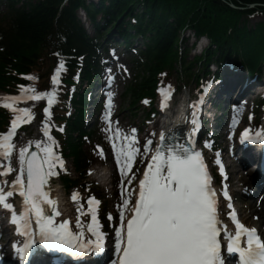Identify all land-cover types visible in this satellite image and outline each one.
Returning a JSON list of instances; mask_svg holds the SVG:
<instances>
[{
  "label": "snow or ice",
  "instance_id": "1",
  "mask_svg": "<svg viewBox=\"0 0 264 264\" xmlns=\"http://www.w3.org/2000/svg\"><path fill=\"white\" fill-rule=\"evenodd\" d=\"M63 68L64 62L61 61L57 75L52 78L54 84L58 82L59 70ZM28 79H34V77H28ZM21 89L20 96L5 97V103L0 105L19 111L27 117V121L22 116L14 117L9 131L6 134H0V148L5 147V141H9L8 151L0 153V159L8 161L6 170L0 171V176H7L12 171L10 141L15 136L19 123L30 122L32 119L29 110L14 109L13 104L24 98L38 100L44 95L55 97V90L52 93H37L34 88L25 89L21 86ZM172 91L169 85L168 96L162 100V107H167ZM48 103L51 105L53 99H49ZM45 113L48 114L47 108ZM193 115L195 116V113ZM195 123L194 119L193 124ZM135 131V129L132 130L133 136L128 146L117 150L116 145H113L121 175H126L136 155V150L131 147V144L135 142ZM250 132V129L245 130L241 143L245 139L252 140ZM255 136L261 137L264 133L258 132ZM163 139L161 135V140ZM51 143L54 144L55 141ZM148 143L150 144L151 141ZM36 146L40 147L39 144ZM43 151L45 155L42 160H39L36 152L26 156L28 148L21 149L19 174L13 181L12 190L5 193L3 188H0V205L11 212L10 222L17 226L18 234L30 235L27 229L32 224L34 215L35 224L39 229V243L45 245L50 252L70 251L77 256L100 255L106 240L105 234L100 231L97 208L94 207V205L98 206L100 201L92 197L87 202L92 221L88 225V231L95 240L92 243L85 241L82 245L79 243V237L70 231L68 221L57 224L53 219V213L57 216L60 213L56 207L57 201L50 198L45 186L49 176L58 174L52 169L57 164L63 167L64 162L53 153L51 146L45 147ZM122 160L123 163H121ZM152 161L153 163L148 165V170L144 172L143 179L140 181L134 215L127 219L126 225L124 210L118 209L120 227L114 229V247L118 264H225L218 237L221 231L226 232V226L220 227L222 222L218 215V200L202 153L188 148L177 151L171 148L165 150L161 147L152 156ZM217 164L223 175L222 162L217 160ZM17 190L24 198V207L19 214L16 213L12 204L6 202L7 198L13 196L14 191ZM77 195L73 193V201L77 199ZM223 196L229 200L228 207L231 209L232 198L227 190V184L224 185ZM128 203V199L123 200L124 206ZM77 211L80 209L78 208ZM229 215L235 223L236 231L234 236L229 235L227 253L237 254L239 264H264V241L261 240L256 229H249L242 224L234 210ZM111 218L109 215V219ZM21 224L24 226L23 232ZM244 239H246V246L242 243ZM74 240L77 242L73 243ZM14 247L23 259L24 250L16 245ZM26 247L30 249L31 245Z\"/></svg>",
  "mask_w": 264,
  "mask_h": 264
},
{
  "label": "trees",
  "instance_id": "2",
  "mask_svg": "<svg viewBox=\"0 0 264 264\" xmlns=\"http://www.w3.org/2000/svg\"><path fill=\"white\" fill-rule=\"evenodd\" d=\"M27 0L24 6L28 10L17 9L16 45L8 60L18 70H23L34 62L43 43L60 39L59 28L70 26L67 33L70 46L85 41L86 36L78 26L75 10L83 7L88 14L102 12L108 22L117 23L119 29L125 25L122 37L126 40L127 27L141 33L146 41L145 57L147 64L134 95L151 89L154 73L160 66L172 67L178 61V46L182 33L190 29L195 36L205 35L209 46L198 59L204 63L219 61L222 58L242 60L253 68L260 60L264 61V22L250 26L246 18L248 4H260L264 16V0H100V8L94 4L87 6L84 0ZM228 3L245 10L231 8ZM135 19V25L131 23ZM88 42V41H86ZM77 48V45H74ZM0 87L6 78L1 74ZM264 71V63L262 64ZM88 73V72H86ZM81 114V113H80ZM80 117V116H79ZM78 126V124H74ZM70 125L71 129H75ZM70 153L78 157L80 152L76 144L69 142Z\"/></svg>",
  "mask_w": 264,
  "mask_h": 264
},
{
  "label": "rangeland",
  "instance_id": "3",
  "mask_svg": "<svg viewBox=\"0 0 264 264\" xmlns=\"http://www.w3.org/2000/svg\"><path fill=\"white\" fill-rule=\"evenodd\" d=\"M89 1H91V0H87V2H89ZM257 21H260V17H252L250 20H249V25L251 26V25H254V23L255 22H257ZM191 42H192V38L191 37H189V39L186 41V42H184L183 44V47H185L184 49H186V51H187V54H188V59H190V58H192V56H194V54H196L198 51V49H192L191 50ZM141 45V44H140ZM137 48H139V46L137 47ZM198 69H199V65L198 64H196V65H194L193 66V70L197 73V71H198ZM129 80H127V81H125L124 83L122 82V83H120V92L124 89V87H125V85H126V83L128 82ZM173 82L177 85V86H181L182 85V83H185V84H190V86L193 88V86L195 85V83H194V81L192 80V78H187V77H181V78H179V77H177L176 75H174L173 76ZM123 98H124V95H123V97H122V100H120V101H118V102H120V104H119V109H118V115L120 116V118L123 120V121H125V122H127L128 124L129 123H138V122H140L141 121V118H142V114H141V109L139 110V112L140 113H138L137 114V116H133L132 115V113L130 112V110H127V109H125V106H126V102L123 100ZM93 109L90 107V112L92 111ZM144 116V115H143ZM92 118L93 117H88V120L89 121H91L92 120ZM23 136H24V134H23ZM87 149H88V151L90 152V155H91V157H93V158H95V156H96V154L91 150V146L89 145L88 147H87ZM70 162V161H69ZM95 162H97V160H95ZM106 167H108V168H111V166H110V164H108V163H106ZM247 169V168H246ZM241 173V172H240ZM244 173V175L245 176H247L248 175V173H249V170H247V171H245V172H243ZM72 176H75V174L73 173L72 174ZM92 175L91 176H89L88 177V179H92ZM110 178H108L107 179V181L109 180ZM108 187H110V185L109 184H107L105 187H103V192L105 193V191H106V188H108ZM247 197V196H246ZM245 197V198H246ZM258 199V196L256 195V193H255V196H253V201H255V200H257ZM77 209L78 208H75V210L77 211ZM77 213H79L80 214V212L79 211H77ZM251 220H252V218H251Z\"/></svg>",
  "mask_w": 264,
  "mask_h": 264
},
{
  "label": "bare ground",
  "instance_id": "4",
  "mask_svg": "<svg viewBox=\"0 0 264 264\" xmlns=\"http://www.w3.org/2000/svg\"><path fill=\"white\" fill-rule=\"evenodd\" d=\"M233 91H238L239 90V86H236L235 87V89H232ZM227 90H224V94L226 95L227 94ZM228 158H229V155H228ZM229 162H231L230 163V166L231 165H233L234 163L237 165V166H239V167H241L242 165H244V161H243V158H238V159H236L234 162H232V161H229ZM246 164V163H245ZM241 183L242 184H244V183H247L248 185H250V189H252V190H259V192H263L262 194H263V197H264V189L263 188H260L259 187V185L257 184V183H253V180H250V181H245L244 179H241ZM233 184V183H232ZM258 194H260V193H258ZM240 204H242V207H241V209H243V210H249L248 211V214L250 215V213L252 212V211H259V212H261V214H263V219H264V202L263 203H261V205L260 206H256L255 205V201H254V203H253V198L252 197H250V198H248L247 200H241V202H240ZM0 250L1 251H3V248H1L0 247Z\"/></svg>",
  "mask_w": 264,
  "mask_h": 264
}]
</instances>
